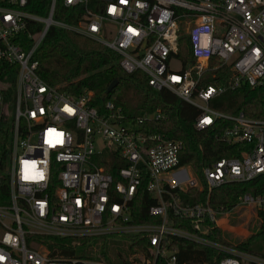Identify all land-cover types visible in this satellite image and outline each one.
Listing matches in <instances>:
<instances>
[{
    "label": "built area",
    "instance_id": "built-area-1",
    "mask_svg": "<svg viewBox=\"0 0 264 264\" xmlns=\"http://www.w3.org/2000/svg\"><path fill=\"white\" fill-rule=\"evenodd\" d=\"M57 1L49 0L47 14L39 15L28 10L29 0H0V63L17 65L8 156L0 168V190L5 185L7 193L0 202V264H108L66 257L53 240L108 234L147 240L131 264H183L179 240L224 254L218 264H264V251L235 247L247 234L233 245L209 236L218 227L224 237L221 221L245 209L264 241V192L238 195L231 210L212 204L217 188L264 175V116L211 106L242 86L264 89V0H61L79 10L74 23L54 18ZM51 26L115 52L120 70L142 71L153 89L192 105L194 128L214 129L221 142L243 145L239 155L205 166L201 178L181 163V141L141 127L162 119L159 110L130 120L111 101L103 112L91 106L88 90L73 96L47 83L33 57ZM20 33L33 38L29 48L18 42ZM183 34L194 59L186 66L179 56ZM208 72L220 83L200 85ZM2 103L0 91V121ZM109 152L125 163L117 182L98 166ZM143 179L154 199L147 210L154 220L146 222L137 221L133 206ZM191 189H204V197Z\"/></svg>",
    "mask_w": 264,
    "mask_h": 264
},
{
    "label": "trees",
    "instance_id": "trees-1",
    "mask_svg": "<svg viewBox=\"0 0 264 264\" xmlns=\"http://www.w3.org/2000/svg\"><path fill=\"white\" fill-rule=\"evenodd\" d=\"M29 1L31 5L28 10L39 15L47 14L49 0ZM78 14L77 8H67L61 0L57 1L54 13L56 20L74 23ZM39 28L40 25L37 26V29ZM32 41L33 38L29 39L25 33L18 35V42L25 49L30 47ZM179 56L185 66L194 62L190 42L184 34L179 38ZM33 58L38 62L37 73L43 80L73 96H78L84 90L90 91L92 94L90 105L96 107L100 112L104 111L107 101L120 107L130 120L159 110L164 115L162 119L146 121L141 127L150 133L162 134L168 139L181 141L183 144L181 163L190 165L201 178L202 169L205 166L223 157L237 156L243 148L241 144L227 145L221 142L216 137L214 129L197 131L194 128L197 110L192 105L169 90L153 89L148 84V77L142 71L123 72L119 67L118 55L96 41L51 26L40 42ZM210 74V72L204 74L200 85L220 83L215 81ZM16 75V64L0 63V91L3 100L9 96L13 97ZM115 79L118 81L117 85L103 98L102 95L106 88ZM211 106L223 112L238 113L242 111L252 117H263L264 113L261 112V109L264 108V89H251L248 86H242L235 92L218 96L211 101ZM8 140L9 127H5L4 121L1 119L0 168L2 170H4L8 156ZM124 164V161L117 159L115 152L105 153L104 159L98 162V166L103 167L105 172L113 176L114 182L119 180L117 172ZM246 191L264 192V175L252 182L226 184L217 188L213 191L212 204L215 208L223 206L225 210H231L236 204L237 196ZM0 192L2 196L0 202H6L5 185ZM196 192V189H191L188 193L198 194L199 198L204 197V189L200 193ZM153 203L154 199L146 191V179H143L133 202L134 211L138 214L136 215L137 221L154 220L147 214L148 207ZM173 222L178 226L184 224L181 219H173ZM209 236L216 241L233 245L222 236V231L218 227H214ZM261 238L262 229L249 235L235 247L243 251L260 253L253 251L252 247ZM53 240L59 251L66 257H87L102 260L108 264H131L136 259L132 258V255L136 254L137 249L146 250L148 247L146 239L130 237V258L125 259L120 252L113 256L104 248L97 250L92 244L85 248L83 255H77L74 241L80 240L86 245L90 238H53ZM176 246L180 251L179 262L183 264H218L224 256L212 248L185 240H179Z\"/></svg>",
    "mask_w": 264,
    "mask_h": 264
},
{
    "label": "rangeland",
    "instance_id": "rangeland-1",
    "mask_svg": "<svg viewBox=\"0 0 264 264\" xmlns=\"http://www.w3.org/2000/svg\"><path fill=\"white\" fill-rule=\"evenodd\" d=\"M182 30H185V28ZM14 106H15L14 96L13 97L9 96L7 99L3 100L1 113L5 127L7 126L10 127L11 125ZM99 144H100L99 141L96 140L95 142L96 148L98 147ZM256 223H257L256 220L250 221V219L247 217L245 209H239L234 214L230 215L228 219L224 220V222L222 223L224 238L227 241L229 240L228 242L231 241L237 243L238 240H240V236L247 234L248 237L249 235L255 234L260 230L256 228ZM247 237L242 238V240L239 241L238 243L242 242ZM74 244H76L75 249L77 255H83L82 253L85 252V248L86 247L88 248L89 245L92 244L96 247L97 250H101L102 248H104L109 254L113 256H115L118 252H120L125 259L130 258V249H129L130 237L126 235L108 234L102 236H95L90 238L88 244H86L87 246L84 245L80 240H75ZM252 249L253 251L260 253L264 251V241L262 240V238L257 242H255ZM137 253L138 250L135 255H132V258H137L138 257ZM244 264H248V263H244Z\"/></svg>",
    "mask_w": 264,
    "mask_h": 264
},
{
    "label": "water",
    "instance_id": "water-1",
    "mask_svg": "<svg viewBox=\"0 0 264 264\" xmlns=\"http://www.w3.org/2000/svg\"><path fill=\"white\" fill-rule=\"evenodd\" d=\"M118 81L115 79L113 80L108 87L106 88L105 92L103 93L102 97L104 98L107 94L111 92V90L117 85Z\"/></svg>",
    "mask_w": 264,
    "mask_h": 264
},
{
    "label": "bare ground",
    "instance_id": "bare-ground-1",
    "mask_svg": "<svg viewBox=\"0 0 264 264\" xmlns=\"http://www.w3.org/2000/svg\"><path fill=\"white\" fill-rule=\"evenodd\" d=\"M224 222V220L223 221H221V224Z\"/></svg>",
    "mask_w": 264,
    "mask_h": 264
},
{
    "label": "snow or ice",
    "instance_id": "snow-or-ice-1",
    "mask_svg": "<svg viewBox=\"0 0 264 264\" xmlns=\"http://www.w3.org/2000/svg\"><path fill=\"white\" fill-rule=\"evenodd\" d=\"M130 31H131V29H130Z\"/></svg>",
    "mask_w": 264,
    "mask_h": 264
}]
</instances>
